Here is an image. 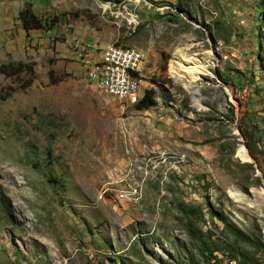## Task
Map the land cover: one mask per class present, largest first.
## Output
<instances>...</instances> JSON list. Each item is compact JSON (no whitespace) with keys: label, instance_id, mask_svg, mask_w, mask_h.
Wrapping results in <instances>:
<instances>
[{"label":"rangeland","instance_id":"1","mask_svg":"<svg viewBox=\"0 0 264 264\" xmlns=\"http://www.w3.org/2000/svg\"><path fill=\"white\" fill-rule=\"evenodd\" d=\"M27 3L50 30L22 28ZM115 46L144 53L155 104L85 75L84 48ZM181 57L207 71L176 75ZM17 62L33 80L0 73V264H206L208 235L264 264V0H0Z\"/></svg>","mask_w":264,"mask_h":264},{"label":"built area","instance_id":"2","mask_svg":"<svg viewBox=\"0 0 264 264\" xmlns=\"http://www.w3.org/2000/svg\"><path fill=\"white\" fill-rule=\"evenodd\" d=\"M79 59L85 75L100 84L106 93L119 104L132 99L133 93H139L142 78L139 73L143 52H117L115 49L102 48L97 53L83 49ZM122 84H130L129 92H122Z\"/></svg>","mask_w":264,"mask_h":264},{"label":"trees","instance_id":"3","mask_svg":"<svg viewBox=\"0 0 264 264\" xmlns=\"http://www.w3.org/2000/svg\"><path fill=\"white\" fill-rule=\"evenodd\" d=\"M18 19L20 20L21 26L25 31H30L34 29L50 30L53 27V19H47L46 17H40L31 8V4L27 3L19 12ZM56 19H54L55 21ZM27 71L31 75L26 81L23 87L29 86L33 80V67L30 63H9L0 64V73L5 76L18 75L22 72ZM152 89L144 90L141 98L135 103V107L138 110L146 109L150 105L155 104ZM200 254L201 257L206 260V264H258L253 261L248 260L245 257H237L233 254L232 250L221 249L217 244V240L212 238L211 235L206 236L200 242ZM220 253V256L218 253Z\"/></svg>","mask_w":264,"mask_h":264},{"label":"bare ground","instance_id":"4","mask_svg":"<svg viewBox=\"0 0 264 264\" xmlns=\"http://www.w3.org/2000/svg\"><path fill=\"white\" fill-rule=\"evenodd\" d=\"M108 49H109V47H108ZM111 49H115V51H117V52H125V51H129L131 49L133 50V52H142V51L137 50L134 47H129V46H115ZM144 58L141 59V64L144 61ZM186 61L187 60L185 57L184 58L181 57L180 59L175 60L172 63L171 72L180 76L181 73L178 70V67H177L178 65H179L180 69H181V67L184 68L186 72H189L190 75L195 77V78L197 77V74H201V73H204L207 71L206 65L198 64L197 62H195V59H194V62H191L193 64V65L190 64L191 66H188L185 63ZM87 76H89V75H87ZM90 81L102 89V86L100 84H97L96 82L92 81L91 79H90ZM129 91H130V84H122V92H129ZM140 98H141V95L139 93H133L132 99H126L123 102L135 104ZM238 156L241 159H243L244 161L250 160L249 159L250 157H248V155H246V151L244 150V148H240L238 150ZM231 193L236 199L244 200V201L246 200V201H249L250 203H253L255 205V199L254 198H252L253 200H250L249 197L248 198L245 197L239 191H232ZM256 203H258V202H256ZM261 207H262V205L260 206V208Z\"/></svg>","mask_w":264,"mask_h":264}]
</instances>
